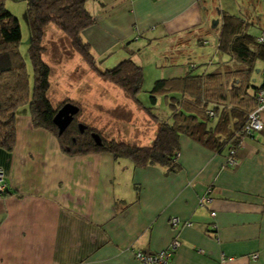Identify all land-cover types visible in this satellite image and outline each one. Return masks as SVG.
Listing matches in <instances>:
<instances>
[{
	"label": "crops",
	"instance_id": "crops-1",
	"mask_svg": "<svg viewBox=\"0 0 264 264\" xmlns=\"http://www.w3.org/2000/svg\"><path fill=\"white\" fill-rule=\"evenodd\" d=\"M15 3L7 0L6 7ZM85 6L94 23L82 40L100 66L137 63L143 49L155 51L152 65L161 73L151 89L157 80L230 68L234 59L218 47L226 16L245 33L264 35V0H88ZM263 69L258 61V86ZM115 94L123 106L134 104ZM159 98L171 116L168 99ZM237 125L231 120L230 134ZM229 147L181 135L174 171L135 167L108 153L68 155L51 133L18 116L14 149L0 148L8 191L0 192V264H141L134 252L157 253L174 241L180 246L168 264H264V128L242 139L233 166Z\"/></svg>",
	"mask_w": 264,
	"mask_h": 264
},
{
	"label": "trees",
	"instance_id": "trees-1",
	"mask_svg": "<svg viewBox=\"0 0 264 264\" xmlns=\"http://www.w3.org/2000/svg\"><path fill=\"white\" fill-rule=\"evenodd\" d=\"M6 1L0 0L1 149L7 152L14 149L16 118L20 115L30 118L32 128L51 133L60 149L68 155L108 153L115 160L130 161L135 167L159 165L169 171L177 167L181 135L218 150L230 145L228 157L232 150L236 151L242 139L248 137L244 126L248 116L258 107L257 92L264 83L258 86L253 80L257 62L264 66V42L260 43L256 37L245 33L242 23L234 22L229 16L224 17L218 47L234 59L235 63L230 68L216 69L206 75L190 73L180 79L157 80L149 93L151 107L146 108L138 100L144 81L143 69L131 59H125L113 68L101 70L98 68L100 63L94 60L90 52V46L83 42L82 32L94 23L86 10L88 0H14L25 4L29 32L27 62L19 49L22 38L19 21L7 10ZM49 25L56 26L69 39L72 49L90 70L119 88L158 123L157 134L149 146L105 140L101 136L102 145L97 146L90 136L95 130L86 127L84 135L78 136L76 121L62 134L58 133L52 120L60 107L53 109L47 99L49 68L42 59V41ZM28 68L31 71V85ZM159 97L168 99L171 108L169 121L152 114ZM231 120L238 124L232 134L229 133ZM212 123L216 124L215 128ZM223 129L227 133L223 134ZM220 135L224 138H219ZM73 137L75 142L72 141ZM1 193L6 195L8 191L4 189Z\"/></svg>",
	"mask_w": 264,
	"mask_h": 264
},
{
	"label": "rangeland",
	"instance_id": "rangeland-1",
	"mask_svg": "<svg viewBox=\"0 0 264 264\" xmlns=\"http://www.w3.org/2000/svg\"><path fill=\"white\" fill-rule=\"evenodd\" d=\"M24 5L23 2H16L12 7L7 4L6 8L19 21L22 36L19 49L27 62L29 32ZM42 45L44 47L42 59L49 68L47 99L53 109L61 107L67 100L72 101L80 108L75 121L95 130L94 133L103 139L113 138L117 142H133L139 146L150 144L149 140L156 130L153 119L130 102L128 106H123L121 99L115 94L123 95L122 92L90 70L72 49L69 39L56 26L47 27ZM153 52L155 51L146 47L136 63L145 70V79L138 100L146 108L151 107L149 91L154 78L161 73L154 71ZM99 66L101 70L106 68ZM28 70L31 85V71L29 68ZM161 101L162 98H159L158 107L152 109V114L159 119H167L170 113L163 108Z\"/></svg>",
	"mask_w": 264,
	"mask_h": 264
},
{
	"label": "built area",
	"instance_id": "built-area-1",
	"mask_svg": "<svg viewBox=\"0 0 264 264\" xmlns=\"http://www.w3.org/2000/svg\"><path fill=\"white\" fill-rule=\"evenodd\" d=\"M257 41L262 43L264 42V35L261 34ZM257 102L258 107L248 116V122L244 126V132L246 136L250 137L253 133L260 132L264 128V123L261 119V112L264 108V83L263 87L257 92ZM235 151L232 150L230 152V157L227 159V164L233 166L236 164V160L234 159ZM4 170L0 167V192H2L5 188L4 184ZM176 219H172L171 223L175 224ZM180 246L178 241H174L169 249L162 250L157 253H144L141 251L134 252V258L140 262L141 264H168L172 254L177 250Z\"/></svg>",
	"mask_w": 264,
	"mask_h": 264
},
{
	"label": "water",
	"instance_id": "water-1",
	"mask_svg": "<svg viewBox=\"0 0 264 264\" xmlns=\"http://www.w3.org/2000/svg\"><path fill=\"white\" fill-rule=\"evenodd\" d=\"M79 113V107L73 103L66 102L61 106V108L56 112L53 117V124L56 126L58 133L62 134L64 130L70 125L73 121L75 115ZM78 129L81 133L86 129V126L79 123ZM91 138L95 145L101 146L102 141L101 137L97 133H91Z\"/></svg>",
	"mask_w": 264,
	"mask_h": 264
},
{
	"label": "flooded vegetation",
	"instance_id": "flooded-vegetation-1",
	"mask_svg": "<svg viewBox=\"0 0 264 264\" xmlns=\"http://www.w3.org/2000/svg\"><path fill=\"white\" fill-rule=\"evenodd\" d=\"M60 108H61V107H60ZM60 108H59V109H60ZM59 109H58V110H59ZM58 110H57V111H58ZM75 118H76V115L74 116L73 121L70 123L69 126H72V124L75 122ZM69 126H68V127H69ZM85 130H86V129H85ZM85 130L83 131V133H81V132L79 131V129H78V123H76V134H77L78 136H83L84 133H85ZM72 141L75 142V138H74V137L72 138Z\"/></svg>",
	"mask_w": 264,
	"mask_h": 264
}]
</instances>
